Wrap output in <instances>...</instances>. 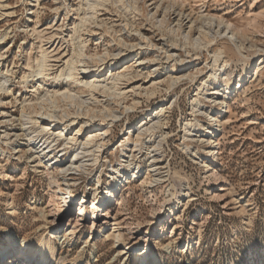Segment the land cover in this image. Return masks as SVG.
<instances>
[{
    "label": "rangeland",
    "instance_id": "1",
    "mask_svg": "<svg viewBox=\"0 0 264 264\" xmlns=\"http://www.w3.org/2000/svg\"><path fill=\"white\" fill-rule=\"evenodd\" d=\"M1 1L0 33H7V37L0 42V72L8 77L7 86L12 93L0 92V248L25 239L27 245L23 249L31 254L43 239L50 240L56 249V259L51 264H264V0H137L135 10L119 9L111 3L101 8L98 33L103 35V41L97 43L98 35L90 36L87 51L103 54L107 50L111 59L123 48L122 41L118 42L120 37L134 45L127 49L129 58L118 60L121 64L113 68L119 73H130L118 86L126 93L124 105L134 101L139 104L114 121L99 165L90 167L88 176L82 175L71 187L73 202L69 211L53 194L55 187L49 183V170L40 160L30 163L27 159L26 141L20 140L21 151L15 153L5 143L3 132L7 128L12 135L22 132L20 103L36 98L31 92L33 84L65 89L63 81L51 80L53 74L37 81L30 77L25 80L23 75L27 76L29 65L35 64L40 46L51 45L47 34L55 31L62 34L49 48L54 56L49 64L55 66H51L50 73L62 68L60 65L72 54L69 36L79 21L76 8L80 2ZM208 17L219 18L223 28L230 25L240 47L225 37H209L197 53L182 47V36L189 33L190 39L199 37ZM217 29L213 26L214 32ZM141 33L151 46L139 45L145 42ZM174 34L178 39L175 54L182 60L181 65L164 55L165 48H172L170 37ZM216 50L223 52L229 64L226 73L230 74L232 90L219 99L226 106L221 107L213 122L205 113L196 117V123L192 100L198 98L204 104L202 111L207 113L213 105L208 92L195 94L212 72V54ZM170 74L192 75L194 79L167 90ZM238 74L244 76L240 88L233 85L232 77ZM226 79L223 76L215 87L207 88L220 90ZM155 84V95H144ZM95 96L103 99L99 94ZM92 107L102 109V105ZM32 112L31 108L27 110L34 116ZM141 118L144 119L140 125L147 122L149 126L157 118L161 124L155 125L150 136L142 135L135 145V137L127 140L128 132ZM185 123L195 124L187 138ZM209 127L216 131L206 137L208 142L201 143L203 131ZM84 128L79 140L89 133V128ZM76 129L74 126L68 137ZM121 144L127 145L124 157ZM195 151L200 155L197 160L188 154ZM128 163L138 170L129 169L127 176L122 173L121 191L108 204L106 216L95 222L96 231L90 237L91 198L97 185L93 177L101 181L99 191L108 192L115 184L110 168L116 164L129 167ZM53 171L56 177L57 171ZM156 177L159 181L155 182ZM81 204L86 214L77 221ZM104 222L105 234H98ZM56 224L64 229L49 233ZM69 226L76 228L72 236H68L70 229L66 230ZM117 233L123 236L126 247L114 246L111 239ZM146 245L149 250L143 255ZM0 264L20 262L3 253Z\"/></svg>",
    "mask_w": 264,
    "mask_h": 264
},
{
    "label": "bare ground",
    "instance_id": "2",
    "mask_svg": "<svg viewBox=\"0 0 264 264\" xmlns=\"http://www.w3.org/2000/svg\"><path fill=\"white\" fill-rule=\"evenodd\" d=\"M79 2L80 4L76 8L79 21L74 23L73 33L69 36V42L72 44V54L63 62L62 65H60L62 68L58 70V73H50V70L52 71L51 66L53 65H50L49 62L54 61L50 60L54 56L51 55L53 50L49 51V48L51 45H54L55 40L62 34V32L55 31L47 34L46 40L51 45L45 48L44 46H40L38 52L39 54L36 57L35 64L33 66L29 65L30 72L27 73V76L23 75L25 80L30 77L31 79H35L37 81L38 79L48 78L53 74L51 80L63 81L65 89H56V86H52L50 87L51 89H49L45 88L41 84L38 86L33 84L31 92L35 93L36 98L34 100L30 98V100L24 99L20 103V118L22 120L21 126H23V128H21L22 132L20 134L15 133L12 135V132L10 133V131L7 130L8 128L3 132L5 143L11 147L15 153H19L21 151V149H19L20 145H18V143L20 140H24L26 141V151L29 152L27 158L29 159V162L35 163L37 160H40V163H42V165L47 170H49V183L55 187L53 194L57 197V199L61 200L65 211H69L71 209V203L73 202L71 187L76 185L77 180L82 175L88 176L87 172L90 170V167L99 165L100 154H103L105 145L107 142H109L106 140V138L109 129L113 126L114 121L120 118L123 113L128 114L129 111L134 110L139 104L138 101H134L130 105H124L126 93L118 86L120 85L121 80L127 78L130 73L129 75L125 72L119 73L115 71V68H113L121 64L120 62H117L118 60L123 61L129 58V54L126 53L127 49L134 48V45H128V42L124 41L123 37H120L118 42L120 44L122 41L121 46H123V48H120L116 54H113L114 58L111 59H108L111 56L110 51L106 50L103 54L98 52L89 53L87 51L89 46V39L87 38L90 36L95 37L98 35L99 37L97 36L96 40L97 43L103 41V35L98 33V30L101 26V24L98 23V13L102 10L101 8H107L106 3H111L119 9L123 8V10H135L137 0H79ZM58 4L59 6H63L61 2H58ZM2 7L3 4L0 0V9ZM166 9L167 7L165 10ZM58 10L59 7H56L55 11L57 12ZM63 10L65 13H67L68 7L64 5ZM165 17L166 16L164 13L163 20L159 21L160 26L163 24ZM181 24V19H179L177 21L178 30L182 28ZM203 24L204 25L200 28V35H202V37L199 35L197 38L190 39V34L187 33L186 35L182 36V47H187L188 51L190 48H192L195 53H197L199 50H201V48H203L200 46L206 45V43L209 41V37L212 39L225 37L237 48L240 47L238 46L234 33L229 30L230 25H225L224 28L221 27L222 22L219 18H205ZM127 26L128 24H125L124 29H127L128 32L129 27L127 28ZM213 26L214 29L216 27L218 28L216 32L213 31ZM170 31L172 33L175 32L173 29ZM84 35H86V38ZM6 37L7 33H0V42H4ZM62 39L64 38L62 37ZM141 39H143V41L145 40V42L139 44L141 47L145 46L146 48L152 45H149L151 41L148 40L147 37H144V34L142 33ZM170 42L172 43V48H165L164 55L167 59L172 58L175 63L181 65L182 60L179 61L178 55L175 54L176 47L178 46L176 34L171 35ZM212 58V72L209 74L208 80L203 83L202 89H200V91L195 95L200 96L203 91L208 92L206 95L210 97L209 99L213 105L209 113H207L202 111L204 104L198 98L192 100L191 110L196 123L199 122L196 117L205 113L209 117V120L213 122L215 120L214 116L221 112V107L226 106V102L220 101L219 99H221L223 96H227L232 90L231 84L229 83L230 74L226 73L229 64L224 59L223 52L221 50L214 51ZM7 72L8 71H6V73ZM1 74L2 73L0 72V75ZM106 74L108 75L106 76ZM2 76L3 78H0V92L5 91L11 95L12 92L10 91L9 86H7L9 79L6 75L2 74ZM223 76L227 77V79L222 86V89L219 90L218 88H214ZM243 77V74H238L232 77L234 80V87H241ZM193 79L194 77L192 75H187L186 77L171 75L166 81L167 90H173L184 80H189L191 82ZM208 86L214 87L208 89ZM154 87L155 88L151 91L145 90L144 95L147 97H153L156 92V84ZM84 93L87 94L83 95ZM98 94L103 97L102 100H98L96 98L95 95ZM1 104L2 103L0 99V105ZM92 105H102V109H94ZM216 105L218 108H215ZM113 107H116L117 109L120 108V110L118 111L117 109H113ZM30 108L32 109L34 116H31L29 113H27V110ZM159 113L160 115L158 116H162L163 109L158 112V114ZM143 119L144 118H141L140 121H138L136 127H133L132 130L128 132L129 136L127 137V140L129 138L135 137V145L138 144V141L142 135L149 133L150 136V131L155 128V125L161 124V120L157 118L158 120L154 121V123L152 122V124L149 126V123L147 122L140 125V122ZM8 121L10 120L8 119ZM8 121L5 120V122ZM192 125L194 126L195 124H184V137H188ZM74 126L75 129L77 128L75 134L71 137H68L69 131L73 130ZM84 127L89 128V133L86 135V138L84 137V139L82 138L79 140ZM91 131L98 133L91 134ZM215 131L216 129L210 127L204 130V135L201 137L200 142H208L206 137L214 135ZM13 136L15 137L14 139L12 138ZM120 146L122 147V157H124L123 154L126 152L127 145H124L123 147V144H121ZM185 148L188 150L187 147ZM188 154L194 160L199 159L200 156L196 151L193 154L188 152ZM151 158H153V156ZM154 161L155 158H153V162ZM128 166L129 167H126L125 165L123 166L122 164H116L110 168L109 174L112 180L115 181V184L108 192L99 191L101 181L99 177H93L97 185L93 189V195L91 198L92 203L90 208V220L92 221V224L89 235L90 237L92 236L93 232L96 231L95 222L102 220L106 216L105 212L107 211L108 204L111 203L112 200H115V197L120 193V181L123 178L122 173H124V176H127V171H129V169L132 168L133 171L138 170V167L132 163H128ZM151 166H154V164ZM54 169L57 171L56 177L58 179L54 176ZM154 181H159V177H156ZM114 187L116 188L113 190ZM100 206L103 208V210H100ZM85 214V209L81 204L78 209L77 221L82 220V216ZM55 226V228L50 227L51 230L49 233L64 229L63 227H57V224ZM105 227L106 222H104L98 229V234H105ZM75 229V227H67L66 230L69 231L68 236L74 235ZM111 240L113 241L114 246L119 247L124 245V247H126V244L123 241V236L120 233L113 235ZM26 245L27 242L25 239H17L11 243L8 248H0V255L7 253L9 254V257L12 256L16 258L20 264H51L56 259V249L50 240L47 241L43 239L39 243L37 251L31 254L23 249ZM148 250V245H146L143 255L146 254Z\"/></svg>",
    "mask_w": 264,
    "mask_h": 264
}]
</instances>
